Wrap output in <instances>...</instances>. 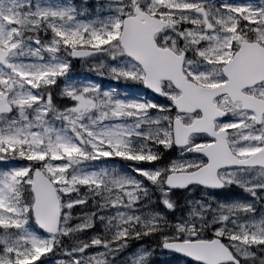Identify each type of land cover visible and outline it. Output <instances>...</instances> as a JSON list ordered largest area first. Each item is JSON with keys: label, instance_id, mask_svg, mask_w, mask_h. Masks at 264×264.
<instances>
[{"label": "snow or ice", "instance_id": "obj_1", "mask_svg": "<svg viewBox=\"0 0 264 264\" xmlns=\"http://www.w3.org/2000/svg\"><path fill=\"white\" fill-rule=\"evenodd\" d=\"M0 264H264V0H0Z\"/></svg>", "mask_w": 264, "mask_h": 264}, {"label": "trees", "instance_id": "obj_2", "mask_svg": "<svg viewBox=\"0 0 264 264\" xmlns=\"http://www.w3.org/2000/svg\"><path fill=\"white\" fill-rule=\"evenodd\" d=\"M76 71H77V73H79L81 71V69L79 68V66H77Z\"/></svg>", "mask_w": 264, "mask_h": 264}]
</instances>
